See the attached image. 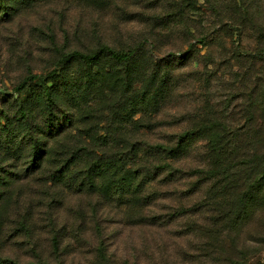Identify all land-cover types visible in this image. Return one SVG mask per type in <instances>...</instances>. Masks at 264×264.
I'll list each match as a JSON object with an SVG mask.
<instances>
[{"label": "rangeland", "instance_id": "374dc122", "mask_svg": "<svg viewBox=\"0 0 264 264\" xmlns=\"http://www.w3.org/2000/svg\"><path fill=\"white\" fill-rule=\"evenodd\" d=\"M209 1L225 9L214 10ZM232 2L0 0V107L6 109L9 116L3 117L10 125L0 129V173L13 174L11 184L17 181L16 172L30 164V152L24 149L29 134L15 119L19 108L12 93L26 77L47 73L62 55L76 50L88 52L102 44L124 51L140 46L136 57L146 68L142 79L150 76L157 61L169 58L165 66L172 72L171 87L159 96L160 108L152 105L135 114V119L144 117L146 129L139 145L166 144L195 131L187 154L174 164L182 170L181 177L165 186L152 182L141 195H151L145 203L134 201L130 192L112 198L76 193L54 186L50 176L43 179L39 173L35 180L20 181L22 194L15 195L22 206L6 221L7 233L0 232V264H264V176L255 182L264 167V62L255 60L247 71L250 63L244 60L264 49V0H243L244 10L233 9ZM235 18L241 30L222 32V21L237 26ZM207 33V47L195 46L186 60L181 58L196 45L194 35ZM108 60L102 61L104 76L96 75L94 82L104 90H93L87 100L113 93V112L91 115L99 132L105 126L119 129L124 109L132 112L141 98L129 92L123 109V90H111L117 77ZM80 68L76 64L67 76L84 85L77 75ZM244 71L248 77L243 80ZM256 83L257 91H251ZM29 91L35 93V86ZM253 92L257 100L252 105L246 99ZM248 110L254 112L252 121L240 114ZM38 121L43 123L42 115ZM212 122L218 127L246 126L247 131L233 140L258 166L254 174L241 177L242 168L232 169L211 184L194 174V169H207L214 162L208 135L197 132ZM34 130L38 142L40 130ZM54 159H39L35 166H53ZM219 190L225 198L207 201ZM247 191L250 196L242 202ZM25 215L31 219L29 229L20 227V216Z\"/></svg>", "mask_w": 264, "mask_h": 264}, {"label": "trees", "instance_id": "16d2710c", "mask_svg": "<svg viewBox=\"0 0 264 264\" xmlns=\"http://www.w3.org/2000/svg\"><path fill=\"white\" fill-rule=\"evenodd\" d=\"M209 2L214 10L225 9L220 5H218L219 8H217L218 6L215 7L216 1ZM233 2L231 3L233 9H245L243 0H233ZM234 21L237 26L233 23L230 24V20L228 23L222 21L223 30L221 31L225 33H228L231 29L234 30V33L240 31L241 24L238 23L237 18ZM189 33H192L191 30ZM209 36L208 33L207 35H194L196 45L193 44L181 58L186 60L188 58L186 54L194 51L195 46L203 45L207 47L210 42ZM138 49H141V47L124 51L117 50L116 47L110 44H102L97 49H91L88 52L76 50L67 55H62L55 63L54 68L47 73L26 77L20 83L18 89L12 93L17 108H19V115L15 119L19 122L18 124L24 126L29 134L24 149L30 152V158L27 160L30 164L26 166L24 172H16L15 178L17 181L13 184L10 181L13 174L0 173L1 233H7L6 221H12L13 218L11 217L14 215V209L19 211L22 206L15 195L17 191H19V196L22 194L20 190L23 187L20 181L31 178L35 180V174L37 173L41 174L43 179L50 176L56 187L61 185L66 190L76 193L81 192L87 196L112 198L115 195H121V197H124V195L128 196L130 192L132 193L131 196H134V201H139L140 204L145 203L151 196L146 195L144 197L141 195L147 193L148 186L152 182L156 181L165 186L176 181L178 175L181 177L180 172L182 170H179L174 164L181 161L184 155L187 154L190 137L195 134V131L192 133L191 130H188L178 135L177 140H171L166 144L155 142L148 143L146 146L139 145V142L145 139L142 132L146 129L144 117L135 119V114L152 105L161 106L159 96L170 89L172 72L167 70L168 68L165 66L166 62L170 65L169 58H164L162 62H156L152 68L154 71L151 70L150 76L148 75L142 79L141 74L145 72L146 68L143 65V60H138L136 57ZM240 55H244L243 52ZM105 57L109 58L108 61L111 62V68L114 69V75L117 77L114 86H111L113 88L111 90H123L124 100L121 103L123 109L126 106L125 99L127 101L125 96L129 92L139 93L141 98L139 103L133 105L134 110L132 112L129 109H124L126 114L121 115L119 118V129L112 128V130H109L105 126L102 128L103 132H99L96 131L97 127H95L94 118L91 115L93 112H100L101 115L105 116L108 109L113 112V106H110L111 101L109 100L113 93L111 95L109 91L100 95L99 98L94 97L93 101L87 100L89 99V93L93 90H95V93L104 90L105 86L95 87L94 82L96 75L104 76L102 61ZM244 60L250 63L247 70L249 71L253 66L252 64L257 63L256 61L264 62V49H260L252 58L249 57ZM76 64L81 66L80 70L82 71H78L79 74L77 75L84 85H81L80 81L76 82L74 80L72 82L67 76V72ZM242 67L245 68L246 66L243 65ZM164 69L166 70L164 71ZM247 71H244L241 75L243 80L248 77L245 73ZM249 76H252V74ZM260 82L264 86V80H260ZM33 85L36 88L35 93L29 91ZM257 88L258 83L254 84L250 90L257 91ZM35 96L37 100H31ZM255 98L253 92L249 94L246 100L253 105L257 100ZM33 102L35 104L32 106ZM154 113L157 114L158 110ZM240 114L244 115L245 121L253 120L254 112L252 110H248L246 113L240 112ZM39 115L43 116V123L38 121ZM3 116L9 115L6 113V109L0 107V129L10 126L7 122L8 119H5L7 117ZM202 126L204 128H198L199 131L197 132L198 134L203 132L208 135L207 146L211 150V157L214 158V162H210L207 169H194V174L198 177L204 176L202 180L208 184L214 182L222 174L232 171V169L242 168L243 175L241 177L254 174L258 166L252 163L244 152H240L242 149L241 144L235 139L233 140L235 136L247 131L246 126L218 127L214 122L208 125L202 124ZM34 127L40 130L41 137L39 136L38 142L35 141L37 138L34 134ZM150 128L153 129V125ZM37 145L39 148L36 150L35 146ZM52 158H55L52 161L55 162L53 166H44L45 168L42 165L35 166L39 159L42 162V160L48 161ZM169 159L172 161H168ZM228 161L231 162L226 167L220 166ZM261 170V175L255 181L257 183L264 176V167ZM219 184V181L216 182L213 189ZM223 192V190L217 191L210 198L208 197L207 201H211V199L218 201L219 198H225L222 195ZM250 193V191H247L242 202L250 196ZM165 196L166 194H162L161 198ZM15 199H18V201ZM14 201L17 202L13 204ZM30 206L29 204V212ZM30 221L31 219L26 215L20 216V227L24 226L29 229ZM11 264L14 263L11 262ZM37 264L46 263L39 262Z\"/></svg>", "mask_w": 264, "mask_h": 264}]
</instances>
